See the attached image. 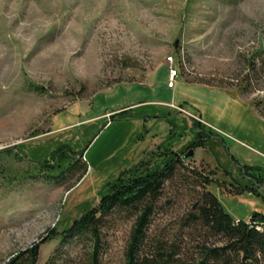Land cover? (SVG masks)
<instances>
[{
	"label": "rangeland",
	"instance_id": "obj_1",
	"mask_svg": "<svg viewBox=\"0 0 264 264\" xmlns=\"http://www.w3.org/2000/svg\"><path fill=\"white\" fill-rule=\"evenodd\" d=\"M61 147L85 152L81 181L51 178L75 164L49 169ZM173 154L214 171L234 219L264 217V0H0V264L35 245L37 264H90L89 242L60 234L121 173ZM174 203L150 235L180 233L189 198ZM132 225L105 230L102 264H125Z\"/></svg>",
	"mask_w": 264,
	"mask_h": 264
},
{
	"label": "trees",
	"instance_id": "obj_2",
	"mask_svg": "<svg viewBox=\"0 0 264 264\" xmlns=\"http://www.w3.org/2000/svg\"><path fill=\"white\" fill-rule=\"evenodd\" d=\"M197 136L192 148L203 147L207 141L201 139L200 133ZM76 156L66 147L55 151L49 169H54L57 160L72 159L75 164L51 178L59 180L68 173L81 171V181L88 173L86 163L82 162L85 152ZM184 162L182 157L173 154L159 165L150 167L141 161L121 173L108 185L107 193L98 204L60 234L62 242L88 241L90 264H102L104 232L125 216L133 220L125 248V264H264V217L255 213L249 221L234 219L209 189L216 176L214 171L188 168ZM231 180L228 185L223 183L229 192L235 190L240 195L247 190ZM256 186L261 185L256 183ZM249 191L258 195L253 189ZM181 197L189 198V206L180 217V233L173 239L150 235L158 209L167 206V202L169 206L175 205ZM187 246L194 252L185 251ZM26 255L25 261L19 262V257L9 264H37L38 245Z\"/></svg>",
	"mask_w": 264,
	"mask_h": 264
},
{
	"label": "built area",
	"instance_id": "obj_3",
	"mask_svg": "<svg viewBox=\"0 0 264 264\" xmlns=\"http://www.w3.org/2000/svg\"><path fill=\"white\" fill-rule=\"evenodd\" d=\"M173 62V61H172ZM177 72L176 71H171V76H170V87H174V83L176 82L175 80L177 79Z\"/></svg>",
	"mask_w": 264,
	"mask_h": 264
},
{
	"label": "water",
	"instance_id": "obj_4",
	"mask_svg": "<svg viewBox=\"0 0 264 264\" xmlns=\"http://www.w3.org/2000/svg\"><path fill=\"white\" fill-rule=\"evenodd\" d=\"M195 154V151L194 150H191L188 154H186V158H192Z\"/></svg>",
	"mask_w": 264,
	"mask_h": 264
},
{
	"label": "bare ground",
	"instance_id": "obj_5",
	"mask_svg": "<svg viewBox=\"0 0 264 264\" xmlns=\"http://www.w3.org/2000/svg\"><path fill=\"white\" fill-rule=\"evenodd\" d=\"M169 62H172L173 61V58L171 57V58H169V60H168ZM174 62V61H173Z\"/></svg>",
	"mask_w": 264,
	"mask_h": 264
},
{
	"label": "crops",
	"instance_id": "obj_6",
	"mask_svg": "<svg viewBox=\"0 0 264 264\" xmlns=\"http://www.w3.org/2000/svg\"><path fill=\"white\" fill-rule=\"evenodd\" d=\"M264 230V229H263Z\"/></svg>",
	"mask_w": 264,
	"mask_h": 264
}]
</instances>
